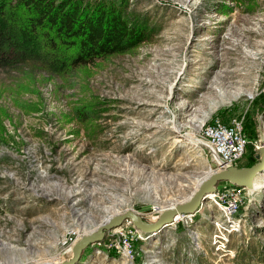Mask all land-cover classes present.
Wrapping results in <instances>:
<instances>
[{"label": "rangeland", "instance_id": "1", "mask_svg": "<svg viewBox=\"0 0 264 264\" xmlns=\"http://www.w3.org/2000/svg\"><path fill=\"white\" fill-rule=\"evenodd\" d=\"M127 4L150 31L128 50L62 68L0 66L1 263L70 258L104 215L129 208L155 220L186 199L214 167L202 128L216 117L243 120L248 142L235 165L257 152L264 0ZM256 180L238 224L206 200L144 232L132 260L92 243L72 264H264V171Z\"/></svg>", "mask_w": 264, "mask_h": 264}, {"label": "trees", "instance_id": "2", "mask_svg": "<svg viewBox=\"0 0 264 264\" xmlns=\"http://www.w3.org/2000/svg\"><path fill=\"white\" fill-rule=\"evenodd\" d=\"M127 5V0H0V66L31 59L62 68L128 50L150 31L128 16ZM255 161L253 156L247 165Z\"/></svg>", "mask_w": 264, "mask_h": 264}, {"label": "water", "instance_id": "3", "mask_svg": "<svg viewBox=\"0 0 264 264\" xmlns=\"http://www.w3.org/2000/svg\"><path fill=\"white\" fill-rule=\"evenodd\" d=\"M258 136L260 143L255 154V162L244 166L230 164L209 169L186 199L175 201L165 206L155 220H147L139 212L129 208L111 212L104 215L94 228L80 234L71 245L72 255L70 258L58 262L32 261L24 264H72L79 258L85 247L102 240L106 231L122 224L125 220H129L144 232H154L174 222L181 215L195 213L199 209L201 201L207 197L209 192L215 191L217 183L222 180L252 189L254 179L259 173L264 171V131L262 128V118L258 120ZM0 264L11 263L0 262Z\"/></svg>", "mask_w": 264, "mask_h": 264}, {"label": "built area", "instance_id": "4", "mask_svg": "<svg viewBox=\"0 0 264 264\" xmlns=\"http://www.w3.org/2000/svg\"><path fill=\"white\" fill-rule=\"evenodd\" d=\"M202 134L209 142L210 153L214 161L213 168H217L220 165L227 166L234 164L243 155L248 142L243 120L238 116H232L227 121L216 117L204 125ZM259 143V139L254 142L256 149ZM224 182L211 193L210 199L219 209L223 220L229 222V225L238 224V214L243 197L250 190L245 186L229 181ZM125 221L127 222H123L113 228L115 232L111 233V235H114V237L105 236L96 243L102 245L104 249L113 250L125 258L132 260L135 252L134 241L143 238L144 232L131 222H128L129 220ZM215 224L217 225L218 222L216 221ZM71 233L74 234L75 231L72 230ZM69 238L72 239V236H69Z\"/></svg>", "mask_w": 264, "mask_h": 264}, {"label": "bare ground", "instance_id": "5", "mask_svg": "<svg viewBox=\"0 0 264 264\" xmlns=\"http://www.w3.org/2000/svg\"><path fill=\"white\" fill-rule=\"evenodd\" d=\"M261 173H262V172H261ZM259 174H260V173H259ZM259 174H258V175H259ZM258 175H257V176H258ZM257 176H256V177H257ZM256 188H257V180H256V178H255V179H254V183H253V188H252V189H249V190H251V191H252V190H256ZM211 193H212V192H209V193L207 194V197L201 201V205H200V207L205 206V202H204V201H206V200H210V201H211V199H210V195H211ZM200 207H199V208H200ZM197 211H198V210H197ZM192 214H194V213H192ZM179 217H180V216H179ZM177 218H178V217H177ZM143 232H144V231H143Z\"/></svg>", "mask_w": 264, "mask_h": 264}]
</instances>
